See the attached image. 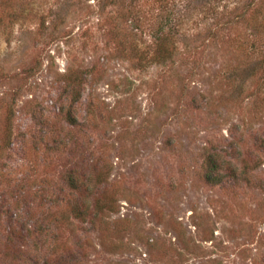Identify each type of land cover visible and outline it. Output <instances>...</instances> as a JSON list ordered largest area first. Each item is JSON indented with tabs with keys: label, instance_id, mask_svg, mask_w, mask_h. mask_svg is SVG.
Listing matches in <instances>:
<instances>
[{
	"label": "rangeland",
	"instance_id": "374dc122",
	"mask_svg": "<svg viewBox=\"0 0 264 264\" xmlns=\"http://www.w3.org/2000/svg\"><path fill=\"white\" fill-rule=\"evenodd\" d=\"M160 1L0 0V264H264V0Z\"/></svg>",
	"mask_w": 264,
	"mask_h": 264
},
{
	"label": "trees",
	"instance_id": "16d2710c",
	"mask_svg": "<svg viewBox=\"0 0 264 264\" xmlns=\"http://www.w3.org/2000/svg\"><path fill=\"white\" fill-rule=\"evenodd\" d=\"M160 1V0H159ZM190 1H192V0H190ZM205 1V0H204ZM209 1L210 0H206L205 2L206 3H209ZM255 0H247V1H245L244 2V4H242L238 9H237V11H235L234 13H232V15H230L228 18H225L226 16H228V13L230 14V12L231 11H228L226 14H223L221 17H219V18H216V19H213V20H211L208 24L209 25H214V26H216V25H218L219 24V28H216V30H211V29H209V28H207L206 29V32H205V29L204 30H202V31H197L196 33H194L193 35H195V36H200L202 33L204 34V33H206V35H208L209 37H212V38H214V36H216L217 35V31L220 29V28H222V25H227V24H230V23H232L233 21H235V20H243L244 19V17L246 16V15H248V16H250V14H253L254 12H253V8H250V6L252 5V3L254 2ZM161 3H162V1H160ZM165 2V1H164ZM163 2V3H164ZM127 8H129V7H127ZM252 10V12L253 13H250V14H248V12H250L251 10ZM119 12V14H121V12L120 11H118ZM130 12V11H129ZM123 13V12H122ZM123 16H125V15H123ZM124 18V17H123ZM166 21V20H165ZM119 22H122V20L121 19H119ZM167 22V21H166ZM178 22H181V19L178 21ZM170 23V22H169ZM170 24H172V23H170ZM181 24V23H180ZM174 24L172 25V26H170V27H168V28H166V29H164L163 27H161V25L160 26H158V29H157V31H156V35H155V37L153 38V40H163L164 42H166V43H170V40H175V30H174ZM117 28H118V25H117ZM177 29V28H176ZM165 50V44L164 45H161V44H159V42H158V45H156V55L154 56V58L153 59H155L157 62H160V61H163V60H161L162 58H164V57H166V55H164V56H161V54H162V52H166V51H164ZM257 63H258V66L259 67H262V68H260L261 69V73H262V76H263V80H264V56H262V57H260L259 59H258V61H257ZM256 64V63H255ZM254 64V65H255ZM257 67V66H256ZM252 73V71H249V72H247V74L246 75H248V74H251ZM66 119L68 120V122H71L72 123V121H74V117L73 116H71V114H69V112H67L66 113ZM205 177H206V179H208V180H212V181H214V176L213 175H210L209 173H206V175H205ZM67 182H68V185L70 186V188H72V189H77L78 191H85V190H88L89 188H87L86 186H85V184L84 183H76V181L74 180V178L70 175V174H68L67 175ZM95 203H100L98 200H95ZM102 208V205L101 204H97L96 205V209L97 210H100ZM76 214H82L83 212H82V210H80V209H77L76 210Z\"/></svg>",
	"mask_w": 264,
	"mask_h": 264
}]
</instances>
